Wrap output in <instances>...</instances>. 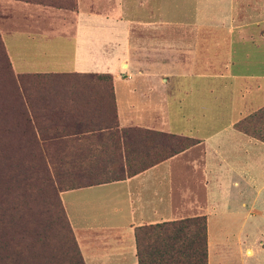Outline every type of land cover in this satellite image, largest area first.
<instances>
[{
  "label": "crops",
  "instance_id": "1",
  "mask_svg": "<svg viewBox=\"0 0 264 264\" xmlns=\"http://www.w3.org/2000/svg\"><path fill=\"white\" fill-rule=\"evenodd\" d=\"M52 13L4 41L15 73L110 75L118 129L197 141L132 177L61 192L84 264H138L136 228L195 217L207 264H257L264 141L237 124L264 109V0H77ZM96 86L70 85L60 102L90 118Z\"/></svg>",
  "mask_w": 264,
  "mask_h": 264
},
{
  "label": "trees",
  "instance_id": "2",
  "mask_svg": "<svg viewBox=\"0 0 264 264\" xmlns=\"http://www.w3.org/2000/svg\"><path fill=\"white\" fill-rule=\"evenodd\" d=\"M73 4V9H75V0ZM60 76L74 79L75 84L95 83L98 88L102 83L105 84L104 81H107L105 86L102 85L106 89L90 91L98 98L97 105L93 109L95 114L91 113L92 117L90 115V118L74 116L66 102L63 106L52 107L48 110L52 116L57 115L59 117L55 118L56 120H48L50 122L54 120L55 126H57L56 123H61L65 129H75L71 134L65 135L68 140H63L61 137L38 139L40 138V128L37 126V118L33 114L34 112L32 113V109H35L36 106L26 101L27 107L31 108L28 110L30 113L28 114L27 109L24 108L22 97L16 89H12L6 100L0 99V264H84L66 214V219L63 217V227L59 230L56 227L58 224L54 223L47 206H42L39 218L36 219L35 209L26 208L23 205L22 200L25 195H20L19 190L21 193L27 190L28 180L41 182L42 190L49 198H53L61 185V176L65 177V183H74L76 180H95L102 175H114V177L103 182L84 185L68 184L65 185V189L59 190L60 193L121 181L139 174L192 146V144L184 146V141L197 144L196 140L188 137L139 128L118 129L112 78L107 74L66 76L23 74L15 78L11 77L10 84L18 85L26 78ZM11 87L13 88L15 85ZM3 88H5L4 84ZM263 113L264 109L253 114L244 122L237 124V128L245 133H253L246 128L241 129V126ZM107 116L111 119L110 121ZM253 129L255 130L254 133L258 135V139L264 141V131H259L254 126ZM113 130L120 134V142L118 141V144L115 142L113 146L103 144L101 154L105 156V160L99 159L100 165L96 168L88 167L89 163L87 162L96 159L97 155L90 149L84 150L85 146H82L84 144H81V140L97 133L99 141H102L103 136L106 135L107 140L113 141L115 140L111 134ZM140 136L145 139H149L151 136L158 138L157 142L161 146L168 142V139L171 144L169 148L164 147L160 151L157 159H147L141 165L134 166L136 159L132 156L134 151L128 149L127 143ZM47 140L52 141V145L58 146L56 157L52 158V156L43 155L40 152L39 146H44L45 144L42 142ZM62 146H70L71 149L75 150L68 151ZM96 147L100 148L101 146ZM166 149L168 151L164 152ZM115 150L118 152L115 153ZM23 154L29 155L30 159L25 161ZM146 155L148 157V153ZM114 156L119 157L120 161L123 160L122 166L119 168V176H115L114 170H108L116 162L113 159ZM57 159L61 166L60 169L54 165V161ZM41 161V165L34 164V162ZM76 163L79 164L78 167L75 166ZM27 211L30 212L29 215H27ZM134 235L138 264H207V230L204 217L141 226L135 229Z\"/></svg>",
  "mask_w": 264,
  "mask_h": 264
},
{
  "label": "rangeland",
  "instance_id": "3",
  "mask_svg": "<svg viewBox=\"0 0 264 264\" xmlns=\"http://www.w3.org/2000/svg\"><path fill=\"white\" fill-rule=\"evenodd\" d=\"M74 0H0V99L6 100V97L10 95L12 92V89H16L18 93L21 95V99L24 102V108L27 109V112L29 107H27L26 101L30 102L31 104H34L36 108L32 109V113L37 118V126L40 128V138L38 139H46L50 137H61L63 140H68L65 138V135L71 134L75 131V129H65L63 128V124L56 123L57 126L54 125L55 118H59L57 115L52 116L48 110L52 107H59L63 103L60 102V97L63 92L67 91L70 85H73L75 82L74 79H69L65 77H49V78H26L25 80L20 82V84H10L11 77H17L19 75L23 74H17L12 68L11 61L8 57L5 43L6 40L9 41V39H21L23 38L22 35H14L9 34L12 31H26L27 34H33L38 31L37 28H35L37 25L43 24V21H49V16L46 15L48 12H53L54 15L50 16L52 18L50 19H62L59 14H66L68 12H74L77 11V0H75V9ZM50 8V9H48ZM82 8V7H81ZM54 9L56 11H54ZM61 11V12H58ZM52 13V14H53ZM40 22V23H39ZM15 24H18L19 27H12ZM11 25V26H10ZM43 26V25H42ZM35 28V29H34ZM40 28V27H38ZM48 28V27H44ZM41 29V28H40ZM9 43V42H8ZM54 75H73V73H49ZM5 80V81H4ZM16 82V81H15ZM106 84L107 81H104ZM3 84L5 88H3ZM75 84V83H74ZM95 84V83H93ZM98 84V83H97ZM100 84V83H99ZM105 84H101L104 85ZM15 87H11V86ZM96 85V84H95ZM28 114H30L28 112ZM108 120L111 119L109 116H107ZM259 118H262V120H259ZM50 119H54L52 122L48 121ZM253 126L256 127L259 131H264V113L261 116H258L257 118L251 119L250 121H247L241 126V129H248L253 132L255 130L253 129ZM113 134V138L115 140L110 141L107 140L106 136H103V140L99 141L98 134L90 135L87 137H81L83 138L81 140V144H84L82 146L85 149L92 150L97 156L96 159L93 161H88V167H98L100 164V160H105V156H102L101 150L103 144H109L110 146H113L114 143L118 144L120 134L118 131L113 130L111 132ZM178 138V137H177ZM158 138H154L151 136L149 139H145L144 137L140 136L138 138L133 139L132 141L128 142V149H133V158L135 157L134 166L141 165L142 162H146L147 159H157L160 151L164 149V147H170V140L168 139V142L164 143L163 146H161L157 142ZM120 142V141H119ZM155 142V148L153 149ZM45 145H40L39 150L43 155H50L53 157H56V148L58 146L52 145V141L47 140L46 142H42ZM41 143V144H42ZM77 145V142H75ZM191 145V147L194 146L191 142H185L183 143L184 146ZM71 145V144H70ZM75 145V146H76ZM96 146H101L96 147ZM65 147V150L68 151H74L75 149H71L70 146H62ZM61 147V148H62ZM190 148V147H189ZM64 149V148H62ZM168 151L167 149L164 150V152ZM118 150H115V153H117ZM148 153V157L147 154ZM94 154V155H95ZM10 155V154H8ZM93 157V156H91ZM95 157V156H94ZM23 158L25 161H28L30 159L29 155L23 154ZM44 158V156H43ZM45 159V158H44ZM100 159V160H99ZM113 159L117 162H115L114 166L108 168L109 171H115V176H119V168L122 166L123 160L119 157L114 156ZM94 162H97L96 164ZM46 163V162H45ZM36 165H41V162H34ZM43 165H45L43 163ZM54 165L57 166V168H61L60 163L57 160L54 161ZM78 163L75 164L76 167H78ZM72 167V164L70 165ZM136 169V168H135ZM114 175L108 174V175H102L101 177H98L97 179H82V180H76L74 183H65V177H60L61 185L58 188V191L56 192L55 197L49 198V196L45 193L44 190H42L41 182H36L33 180H28L27 190L24 193H21L19 190L20 195H25L22 202L23 205L26 208H34L35 209V216L36 219L39 218V215L41 213L42 206H47L48 209H50V215L54 221V223H57L56 226L57 229L61 230L63 225V217H65L64 208L61 203L60 199V192L59 190L65 189V185H84L88 183H96V182H103L106 181L108 178H112ZM27 215L30 214L29 211L26 212ZM211 228V225H210ZM248 255H250V252H248ZM253 261L256 260L255 256L252 258ZM257 264H264V257L257 259Z\"/></svg>",
  "mask_w": 264,
  "mask_h": 264
}]
</instances>
